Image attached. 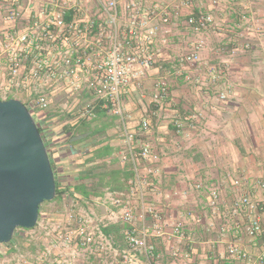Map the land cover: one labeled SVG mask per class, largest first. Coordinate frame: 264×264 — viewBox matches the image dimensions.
<instances>
[{
  "label": "crops",
  "instance_id": "1",
  "mask_svg": "<svg viewBox=\"0 0 264 264\" xmlns=\"http://www.w3.org/2000/svg\"><path fill=\"white\" fill-rule=\"evenodd\" d=\"M136 1L159 32L150 46L151 52L157 51L154 63L141 88L133 87L126 95V109L133 130L140 132L144 120L150 124L143 138L152 144L153 157L142 161V169L154 187L147 201L161 210L162 221L150 215L135 225H145L151 232L155 264H247L229 256L228 249L235 243L257 255L262 247L261 238L248 236L247 228L254 218L264 225V193L256 187L257 181H264V0H194L180 8L170 0ZM164 11L171 16L169 23L162 21ZM200 13L211 14L214 24L195 31L187 20ZM127 19L124 14L125 23ZM198 40L205 41L202 62L185 64L182 73L175 74L181 66L179 58ZM165 75L170 93L156 104L155 84ZM222 93L226 99L220 98ZM45 117L49 124L60 118ZM83 123L77 134L66 133V125L58 132L45 131L55 167L76 177L100 173L98 180L104 186L96 198L106 189L128 191L133 173L119 159L117 118L103 111ZM59 183L66 188L67 182ZM246 196L253 210L236 207ZM133 204L140 207L137 198ZM107 218L106 224L124 226L111 236L126 246L130 225ZM166 222L182 224L186 238L173 235ZM155 224L164 234H156Z\"/></svg>",
  "mask_w": 264,
  "mask_h": 264
},
{
  "label": "built area",
  "instance_id": "2",
  "mask_svg": "<svg viewBox=\"0 0 264 264\" xmlns=\"http://www.w3.org/2000/svg\"><path fill=\"white\" fill-rule=\"evenodd\" d=\"M122 1L0 0V99H20L35 117L37 111L52 106L72 107L77 122L95 119L97 108H104L117 118L119 159L129 164L133 173L128 191L108 189L104 196L92 199L111 217L130 225L125 247L105 233L107 224L99 214L71 211L70 226L49 227L39 218L33 228L16 229L12 240L0 247V264H155L151 232L145 225H135L150 215L156 222L162 221L161 210L147 201L154 187L149 173L142 169V161L153 157L152 144L143 138L150 124L144 120L140 132L131 128L126 95L133 87L141 88L154 63L157 51L151 52L150 46L159 26L151 23V15L142 11L138 1L126 0L124 7ZM193 1L170 0L169 4L180 8ZM161 15L164 23L170 22L168 12ZM187 23L195 31H203L214 24V18L200 13L188 17ZM204 48V40L196 41L179 58L181 66L175 74H181L185 64L202 62ZM170 86L166 75L157 80L156 104L169 96ZM256 187L264 193V181H257ZM135 198L140 202L138 208L133 204ZM240 205L254 208L247 196L236 203V207ZM165 225L173 228V235L186 238L182 224ZM154 227L157 235L164 234L159 224ZM247 234L261 238L260 252L252 255L232 243L228 255L247 264H264V225L259 218L251 221ZM26 240L33 246L31 253L25 251Z\"/></svg>",
  "mask_w": 264,
  "mask_h": 264
},
{
  "label": "water",
  "instance_id": "3",
  "mask_svg": "<svg viewBox=\"0 0 264 264\" xmlns=\"http://www.w3.org/2000/svg\"><path fill=\"white\" fill-rule=\"evenodd\" d=\"M48 146L31 110L18 98L0 99V247L18 228H33L40 207L56 196Z\"/></svg>",
  "mask_w": 264,
  "mask_h": 264
},
{
  "label": "rangeland",
  "instance_id": "4",
  "mask_svg": "<svg viewBox=\"0 0 264 264\" xmlns=\"http://www.w3.org/2000/svg\"><path fill=\"white\" fill-rule=\"evenodd\" d=\"M100 108V111L98 109ZM97 108V115L99 116L101 112L107 111L104 108L99 107ZM75 108L72 107H62V106H52L51 108L47 109L46 111H37L36 114V121L40 124L43 128V135H45L46 130H53V131H60L61 126H65V122L62 120H65V118H73V120L76 121L77 115L73 114L75 111ZM108 113V112H107ZM52 117H60L56 118L57 121L52 123L44 122L45 116H51ZM97 116V117H98ZM96 117V118H97ZM54 120V119H53ZM49 124L48 126H46ZM73 125H66L64 127L65 132L72 131ZM58 133H56L57 135ZM67 139V138H66ZM47 144V142H46ZM74 145V144H73ZM60 167V166H59ZM63 169L58 168L56 166V175L59 182H67L66 186V192L60 199L52 200L50 202H46L41 206L40 210V221L43 222L44 225H48L49 227H65L70 226L68 223V214L69 212H78V213H85V212H91L94 211L97 214H99L102 218H104L105 222L107 221V217L111 216L108 214L107 209L104 206H99V204L94 203L91 199H82L80 196L76 195V192L73 190V187L75 185L85 182L88 190H92V193L99 194V192L103 191V184L98 179H101L100 173H97L96 175L91 173V176H80L76 177L77 174H71V173H64L63 175ZM63 177L65 179H63ZM65 186L66 184L63 183ZM108 189L105 190V192ZM75 192V193H74ZM75 194V195H73ZM94 198V197H93ZM96 198V197H95ZM55 199V198H54ZM117 209V208H116ZM112 219V218H111ZM72 225V224H71ZM17 233V232H16ZM24 248L27 253H31L34 249L33 246L30 245V241L26 240L23 241ZM125 247V246H121Z\"/></svg>",
  "mask_w": 264,
  "mask_h": 264
},
{
  "label": "trees",
  "instance_id": "5",
  "mask_svg": "<svg viewBox=\"0 0 264 264\" xmlns=\"http://www.w3.org/2000/svg\"><path fill=\"white\" fill-rule=\"evenodd\" d=\"M98 111H100V108L98 109ZM90 121V120H89ZM84 122V121H83ZM80 123L81 125H77V122H75V124H73V128L74 127H76V129L75 130H72V132H75V134H77V133H79V131H83V129H84V127H82L81 128V126L82 125H84V123ZM85 122H88V121H85ZM85 124H87V123H85ZM79 126V127H78ZM38 127H39V129H40V131L42 132V134H43V128H42V126H40V124L38 123ZM65 131V130H64ZM44 136V135H43ZM49 152V151H48ZM52 165H53V168H54V170L56 171V167H55V165H54V163L52 162ZM55 175H56V172H55ZM56 183H57V189H56V196H55V199L54 200H56V199H60V198H62V196L64 195V193L66 192V188L65 187H63L62 185H60V183H59V181H58V178H57V175H56ZM73 190L76 192V195L77 196H80L83 200L84 199H93V197H95V196H98V195H102V192H99V194H95L94 192L92 193V190L90 191V190H88V187H87V185H86V183L85 182H81V183H79V184H77V185H75V187H73ZM74 192V193H75ZM73 195H75V194H73ZM46 202H50V201H45L44 203H46ZM43 203V204H44ZM42 204V205H43ZM41 205V206H42ZM40 210H41V207H40ZM122 228H124V226L123 225H110V224H107L105 227H104V231H105V233L106 234H108V235H111V234H113V233H120V230L122 229ZM122 237V236H121ZM126 237V236H125ZM123 238H124V236H123ZM119 241V240H118ZM117 242V241H116ZM118 244V243H117Z\"/></svg>",
  "mask_w": 264,
  "mask_h": 264
}]
</instances>
